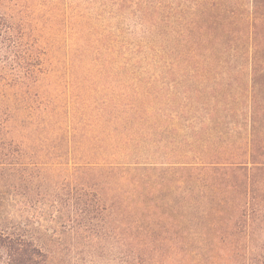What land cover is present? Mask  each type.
I'll return each mask as SVG.
<instances>
[{"label":"trees","instance_id":"1","mask_svg":"<svg viewBox=\"0 0 264 264\" xmlns=\"http://www.w3.org/2000/svg\"><path fill=\"white\" fill-rule=\"evenodd\" d=\"M52 10L92 37L81 36L79 61L101 63L97 77L121 99L97 102L90 91L84 106L73 98L53 107L32 93L44 73L40 42L0 12V264L47 257L18 214L4 213L6 201L43 193L90 217L113 210L106 199L166 198L167 186L175 203L227 217L231 225H212L214 245L229 247L224 258L264 264V0H82L78 14ZM126 18L140 27L131 41ZM100 21L111 29L97 32ZM144 77L157 89L139 87ZM86 112L93 136L79 128Z\"/></svg>","mask_w":264,"mask_h":264},{"label":"rangeland","instance_id":"2","mask_svg":"<svg viewBox=\"0 0 264 264\" xmlns=\"http://www.w3.org/2000/svg\"><path fill=\"white\" fill-rule=\"evenodd\" d=\"M81 2L82 0H0V12L15 22H22L31 38L40 42L41 46L37 51H40L39 58L44 73L38 76V82H29V87L32 93H38L53 107H65L67 100L73 98L78 100V107L84 106V93L90 91L91 98L97 102L121 99L109 90L111 84L97 77L96 73L103 67L101 63L79 61L81 46L78 45L83 41L81 36L85 34L86 38L92 37L85 30L79 33L77 28L80 23L76 21H71L66 28L62 17H55V10H52L60 8L61 11L70 13L71 8H74L75 14H78ZM238 2L245 4L246 0ZM137 24L133 18H126L121 22L124 28L132 30H127L129 35H125L129 41L135 38L134 32L140 30ZM92 28L97 32L103 28L111 29L109 21L97 22ZM143 61L140 67L150 63ZM31 63L32 60L30 65ZM151 70L156 71L153 68ZM72 75H77L76 80L74 83H67V78L70 79ZM145 79L147 78L138 80L137 85L143 86ZM126 83L133 85L130 80ZM31 84L35 85L31 87ZM143 88L157 89V84ZM130 100L145 102L146 98L133 95ZM87 114L88 112L83 116L84 122H81L79 128L87 136H93L91 118ZM146 123L150 124L148 121ZM64 124L65 122L63 126ZM147 130L150 131L149 127ZM103 145L109 146V140H105ZM142 148L144 153H151L146 143H142ZM73 160L72 162L80 161ZM72 162L68 168L76 165ZM258 177L264 182V175L259 174ZM166 188V198L157 193L136 198L123 196L118 201L106 199L105 204L110 205L113 210H106L98 215L91 213L90 217L80 216L72 209L69 210L63 200H54L43 193L34 195L35 197L29 196L32 198L26 199L25 205L23 201L12 205L10 201H6L7 207L4 205L1 208L4 213H17L18 218L25 222V227L47 253L45 264H235L236 259L223 257V251H229L227 243L214 245L216 234H219L213 232L212 225L217 224L222 229L227 226V217L223 215L217 220L201 214L194 207H186L181 201L175 203L179 197L168 186ZM256 225L263 227L259 221ZM256 229L264 236V229ZM239 234L241 233H238V238L233 237L232 240L236 242L234 244L237 248L244 251L248 246L243 245L244 239L239 238L243 236ZM200 241L204 243L203 249H200ZM238 261L236 264H240Z\"/></svg>","mask_w":264,"mask_h":264}]
</instances>
